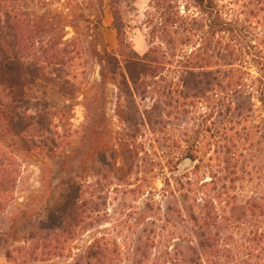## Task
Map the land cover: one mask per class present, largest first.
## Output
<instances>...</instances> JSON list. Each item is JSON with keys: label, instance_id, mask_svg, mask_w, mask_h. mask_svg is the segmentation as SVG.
Returning <instances> with one entry per match:
<instances>
[{"label": "trees", "instance_id": "1", "mask_svg": "<svg viewBox=\"0 0 264 264\" xmlns=\"http://www.w3.org/2000/svg\"><path fill=\"white\" fill-rule=\"evenodd\" d=\"M35 1L42 4L41 0ZM31 2L0 0V215L15 201L27 163L40 167V198L44 204L36 208L35 197L33 208L28 205L12 213L11 227L0 231V248L9 264H128L125 253L114 252L113 244L105 237L97 238L71 263L75 259L72 246L94 225L99 217L97 201L102 199L95 197L91 183L96 103L90 88L84 86L86 68L79 45L66 40L58 30L64 15L57 10L39 14L31 10ZM193 2L204 17L203 28L196 17L178 13L172 19L162 12L161 28L157 30L162 46L152 48L145 56L128 44L119 21L118 50L106 47L101 52L94 47L101 68V88L105 90L109 81H116L122 97L127 99L120 117L130 126L131 142L135 139L132 129L142 122L152 128L168 127L171 122V115L161 114L158 109L147 110L140 118L131 101V85L137 94L141 92L139 86H156L162 68L177 57V46H187L195 39L197 50L181 66L182 95L203 98L206 89L223 75H236L244 81V75H250V64L261 76L258 94L248 93L247 85H238V99L233 104L239 116H250L251 98L264 108V39L260 41L252 33L257 26L242 21L240 16L230 18L227 6H220L217 0ZM257 9L250 12L254 18L264 12V6ZM72 28L76 31L75 26ZM171 93V89H164L162 95L168 97ZM79 94L86 121L81 128H75L71 124L75 104L71 101ZM209 129L211 133L213 129ZM227 133L222 134L217 158L223 176L219 181L221 190L215 195L216 188L209 190L204 204L196 198L201 190L198 185L188 183L181 195L188 204L185 212L198 229L197 245L189 246L187 252L167 254L166 264H264V194L242 200L234 195L239 182L247 181V177L248 182L261 181L262 175L256 167L248 170L252 161L246 159L243 151L247 149L239 133L237 141ZM215 136L214 133L211 138ZM129 144L123 147L125 156L133 153ZM120 154L114 151L112 162L116 163ZM102 163L108 164L106 157ZM214 184L212 181L204 188ZM216 204H220L222 213ZM177 212L182 214L183 210L178 207ZM231 231L238 236H232ZM130 264L156 263L152 252H134Z\"/></svg>", "mask_w": 264, "mask_h": 264}, {"label": "rangeland", "instance_id": "2", "mask_svg": "<svg viewBox=\"0 0 264 264\" xmlns=\"http://www.w3.org/2000/svg\"><path fill=\"white\" fill-rule=\"evenodd\" d=\"M41 1L42 4L32 0L31 10L39 14L57 10L64 15L58 30L66 40H73L79 45L81 60L86 68L84 86L90 88L96 103L92 125L94 168L91 183L95 197L102 199L97 201L99 217L94 225L72 246L75 259L71 263H75L76 258L101 237L113 244L114 252H124L128 264L133 261L134 252H152L156 264H166L167 254L187 252L191 245L196 247L198 229L185 212L188 204L181 195L188 183L198 185L201 190L196 198L199 204H204L209 190L216 188L213 195L221 190L219 181L223 176L220 175L222 169L217 158L220 142L224 139L221 138L223 132H228L226 136L230 138L235 136L236 141L238 136L242 138L247 149L243 151L246 159L252 161L248 170L256 167L262 175L261 181L248 182L250 179L247 177V181L239 182L234 195L242 200L264 194V108L251 98L252 113L250 116L247 113L239 116L233 104L234 99H238L235 96L238 85H247L248 93L258 94V78L261 76L255 65H247L250 75H244V81L236 75L228 78L219 76L206 89L203 98L186 97L182 95L180 84L181 66H185L188 57L197 50L198 39L187 46H177V57L162 68L161 77L155 80L156 86L152 84L149 89L139 86L141 92L137 94L131 85L134 94L131 101L140 118L143 112L158 109L161 114H170L171 122L168 127L158 125L153 128L146 121L142 122L141 126L132 129V134H135L132 142L128 138L130 126L120 117L127 99L124 95L122 97L118 82L109 81L105 90L101 88V68L94 56V47L97 46L101 52L106 47L110 51L118 50V21L126 32L128 44L139 55L145 56L152 48L162 46L157 32L161 28L162 12L167 14L166 18L172 19L178 13L184 17H196L200 20V28H203L204 17L193 0ZM217 1L220 6H227L230 18L240 16L242 21L257 26L252 33L260 41L264 39V12L257 18L250 14L264 6V0ZM72 26L76 27V31ZM107 28H112L114 35H105ZM112 40L117 42L116 49L110 48ZM164 89H171L172 93L166 97L162 95ZM71 102L75 104L71 124L81 128L86 121L83 98L79 94ZM209 128L213 129L211 133ZM214 133L216 136L212 139ZM129 142L133 153L125 156L123 147ZM114 151L121 153L116 163L112 162ZM105 157L106 166L102 163ZM187 158L193 160V164L182 172ZM116 169L119 171L116 172ZM40 181L39 165L24 164L15 201L0 215V231L8 230L12 224L11 214L32 206L35 197L38 198L34 206L40 209L44 204L43 198H40ZM212 181H215L214 185L204 188ZM178 207L183 210L182 214L177 212ZM230 208L232 205L228 210ZM216 209L222 211L220 204H216ZM236 233L230 232L235 237L238 236ZM3 252L0 248V264H9Z\"/></svg>", "mask_w": 264, "mask_h": 264}, {"label": "crops", "instance_id": "3", "mask_svg": "<svg viewBox=\"0 0 264 264\" xmlns=\"http://www.w3.org/2000/svg\"><path fill=\"white\" fill-rule=\"evenodd\" d=\"M110 35V36H112V35H114V30L111 28H107L106 29V34L105 35ZM116 45H117V42H116V40H112V42L110 43V48H112V49H116ZM140 53H144L143 51H139Z\"/></svg>", "mask_w": 264, "mask_h": 264}, {"label": "water", "instance_id": "4", "mask_svg": "<svg viewBox=\"0 0 264 264\" xmlns=\"http://www.w3.org/2000/svg\"><path fill=\"white\" fill-rule=\"evenodd\" d=\"M191 164H193V160H191L190 158H187L184 162V165L181 168V171L183 172L184 170H186L187 168H189L191 166Z\"/></svg>", "mask_w": 264, "mask_h": 264}]
</instances>
